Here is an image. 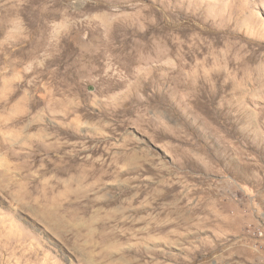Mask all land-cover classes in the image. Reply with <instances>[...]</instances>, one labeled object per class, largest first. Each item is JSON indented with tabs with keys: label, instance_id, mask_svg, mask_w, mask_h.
Returning <instances> with one entry per match:
<instances>
[{
	"label": "rangeland",
	"instance_id": "374dc122",
	"mask_svg": "<svg viewBox=\"0 0 264 264\" xmlns=\"http://www.w3.org/2000/svg\"><path fill=\"white\" fill-rule=\"evenodd\" d=\"M0 119V264H264V0H0Z\"/></svg>",
	"mask_w": 264,
	"mask_h": 264
},
{
	"label": "bare ground",
	"instance_id": "6f19581e",
	"mask_svg": "<svg viewBox=\"0 0 264 264\" xmlns=\"http://www.w3.org/2000/svg\"><path fill=\"white\" fill-rule=\"evenodd\" d=\"M1 118H2V117H1ZM5 118H6V117H5ZM11 119H12V121H11V124H12V125L15 124V123L18 124V123H19V120H20V119H18V118H17V119H15V118H14V119H13V118H8V119H7V118H6V121H7V122H4V126L9 127V126H10V124H9L10 122H8V121H10ZM0 120H1V119H0ZM4 120H5V119H4ZM2 122H3V119H2ZM2 124H3V123H2ZM15 125H16V124H15ZM2 127H3V125H2ZM30 127H31V126H30ZM9 128H10V127H9ZM1 130L4 131V128L1 129ZM7 130H8V132H10L9 129H7ZM7 130H6V131H7ZM13 130H15V129H13ZM6 131H4L3 133L1 132V133H2V134H6V133H7ZM16 131H17V130H16ZM15 133H16V132H15ZM2 134H1V136H3ZM9 134H10V133H9ZM17 134H18V133H17ZM14 136H15V135H14ZM1 138H2V137H1ZM1 138H0V145H3V144H4V141H3ZM26 138H27V141H24V142H21V143H22L23 146H24L25 144H27V143L29 142V144L32 146V150H31V151H33V150L35 149V146L37 145V143L39 144L38 133H29V134H27ZM13 143H14V142H13ZM27 145H28V144H27ZM39 148H40V147H39ZM39 148H38V149H39ZM36 149H37V148H36ZM36 149H35V151H37ZM35 151H34V152H35ZM34 152H32V153H34ZM38 152H39V151H38ZM30 153H31V152H30ZM29 155H30V154H29ZM35 155H36V154H35ZM30 156H31V155H30ZM31 162H32V161H31ZM43 190H44V193H45V194L48 193V192L46 193V191H47V190H46V187H44ZM49 190H50V191H55V190H56V187L52 185V186L49 187ZM84 225H85V224H84ZM85 226H86V225H85ZM92 243H93V242H92ZM94 245H95V244L93 243V246H94ZM95 247H97V245H95ZM95 247H93V248H95ZM102 250H103V254H105V253L107 252V250H106L105 248H102ZM89 251H90V250H89ZM90 253H91V252H90ZM88 257H90V256H88ZM93 258H94V257H93ZM94 260H95V259H94Z\"/></svg>",
	"mask_w": 264,
	"mask_h": 264
}]
</instances>
